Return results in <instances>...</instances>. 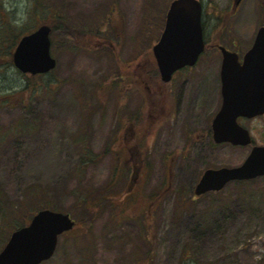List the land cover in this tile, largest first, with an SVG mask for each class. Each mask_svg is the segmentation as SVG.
<instances>
[{
	"label": "rangeland",
	"instance_id": "obj_1",
	"mask_svg": "<svg viewBox=\"0 0 264 264\" xmlns=\"http://www.w3.org/2000/svg\"><path fill=\"white\" fill-rule=\"evenodd\" d=\"M170 1L0 0L1 209L20 219L38 201L49 200L78 222L40 264H181L186 258L190 264H264V176L194 195L204 169L241 164L251 145L209 144L204 137L193 145L191 136L173 127L160 139L143 105L147 86L126 89L130 78H138L137 69L159 76L152 47ZM202 1L209 37L232 0ZM55 12L88 34L75 44L55 31L51 52L57 66L51 75L30 76L36 85L30 98L29 89L19 93L25 75L6 61L7 34L13 35L8 30L29 28L27 33ZM263 23L264 0H243L221 41L236 40L246 50ZM199 61L214 64L219 106L220 50L203 53ZM203 76L196 72L193 90L200 103L206 98ZM26 92L24 106L18 105ZM134 114L144 129L149 126L137 148L146 156L139 165L131 159L135 141L129 132L122 136V124ZM201 114L198 106L195 115ZM241 120L255 142L264 143V116ZM87 149L94 161L83 158ZM85 196L104 202L87 208ZM87 211L94 212L93 221Z\"/></svg>",
	"mask_w": 264,
	"mask_h": 264
},
{
	"label": "water",
	"instance_id": "obj_2",
	"mask_svg": "<svg viewBox=\"0 0 264 264\" xmlns=\"http://www.w3.org/2000/svg\"><path fill=\"white\" fill-rule=\"evenodd\" d=\"M50 33L51 26L44 23L19 39L13 52L18 69L37 74L55 68L57 60L50 52ZM204 47L201 0H172L163 32L153 46L162 78L168 81L176 69L194 64ZM220 49L223 101L213 119V137L219 143L245 145L251 142V136L238 117L264 113V25L242 62L237 52L224 46ZM261 175H264V145H254L239 165L205 169L194 192L199 195L219 190L229 181ZM74 223L69 213L50 208L38 210L29 224L11 233L0 251V264H39L53 255L58 236Z\"/></svg>",
	"mask_w": 264,
	"mask_h": 264
},
{
	"label": "flooded vegetation",
	"instance_id": "obj_3",
	"mask_svg": "<svg viewBox=\"0 0 264 264\" xmlns=\"http://www.w3.org/2000/svg\"><path fill=\"white\" fill-rule=\"evenodd\" d=\"M242 2L243 1H241L238 6H235V0H232L231 11H223L219 13L218 19H221V21L218 23L220 27L215 23L216 27L214 24L210 36H205V53L212 49L220 50V45L224 44L228 49L237 52L239 54V60L242 61L243 55L248 48L244 50L240 45V42L238 43L236 40H233L231 44L221 41L222 37H224V28L227 27L230 17L238 12ZM213 68L214 64L207 66L206 64L198 61L193 66H185L175 71L169 81L163 80L160 76H151L147 79V87H145L146 99L143 100V105L146 108V115L150 118V128L154 125L153 127H155V131L158 133V138L161 139L163 137L168 127H173L179 131H185L187 135L194 139V141L190 140L189 144L194 145L202 137H204V140L209 142V144H212L213 117L219 110L222 102V92L220 86L218 91L221 100L220 105L218 106V102L216 101L217 88L215 86V82L213 81L215 80L213 78ZM196 72L204 75L203 77L205 82L203 83H206L203 85L206 88V98H204V103H200L196 98L197 95H194V93L197 92L193 91L197 87V83L195 82ZM207 74H210L209 81L205 78V75ZM121 80L125 81L126 79L121 78ZM128 81V85H137L139 82L144 83L145 79L133 77ZM131 85L126 89H135V86ZM136 89L139 88L136 87ZM192 91L193 93H191ZM198 106H200L203 113L200 117L195 115V110H197ZM261 116H264V114ZM138 118L139 116L134 114L131 120L122 124V136L125 138L129 132L130 139L136 143L134 146L135 152L131 153L133 164L136 165L144 164L146 156L142 150H138L137 148L139 147V144L143 142L142 136L145 134L148 135L149 133V126L144 129ZM241 119H248V117H239V121H242ZM252 144H257L254 139L252 140L251 145ZM122 157L123 156H119V159H122ZM172 157L173 156H171L169 162L172 160Z\"/></svg>",
	"mask_w": 264,
	"mask_h": 264
},
{
	"label": "trees",
	"instance_id": "obj_4",
	"mask_svg": "<svg viewBox=\"0 0 264 264\" xmlns=\"http://www.w3.org/2000/svg\"><path fill=\"white\" fill-rule=\"evenodd\" d=\"M112 9H114V7L112 8ZM112 9H111V11H112ZM51 10H52V8H51ZM111 13V12H110ZM111 18V16H110V14L107 16V20L108 19H110ZM64 17L60 14V13H58V14H56V12L54 13V15L52 16V18L51 19H46V20H44L43 22H46V23H48V24H50L51 26H52V33H51V36H52V40H53V42H54V40H55V31L57 30V29H59L60 31H61V36H63V40L65 39V40H69V42H73V43H75L76 44V41H78V43L83 39L82 38V36L83 35H86V34H88V32H86V30L84 29V28H82V29H74L73 27H71L70 26V23H68V22H65L64 20ZM55 21L56 22H58L59 23V25H57L56 23H55ZM13 29H9L8 31H9V33L11 32L13 35H11V34H7L8 35V37H9V39H10V41H11V43L9 42V46H10V50L8 51V52H4V50L1 48V50L4 52V53H6L7 54V63H8V65H14L13 64V60H12V53H13V49H14V47H15V45H16V42H17V40L20 38V36L22 35V34H24V32H26V31H28V30H30L29 28H27L26 30H13ZM82 43V42H81ZM145 59L146 60H148V58H147V56L145 57ZM19 70V69H18ZM138 70V74H137V77L138 78H146V79H148V77H150V76H153L154 75V73H155V71L153 72L152 70H149V71H145V70H139V69H137ZM20 71V70H19ZM21 73H23V72H21ZM53 73V70L52 71H50V72H48V73H46V74H48V75H51ZM23 75H25V77H26V82H25V84H24V86H22L21 88H19V90H17V92L19 91V93H23L22 92V89L23 90H25V89H29L30 90V98L32 97V95L34 94V90H35V88H36V85H35V83H34V81H32V79H30V76L31 77H33V76H38L37 78H41L42 77V74H36V75H33V74H26V73H23ZM117 83H115L114 82V85H116ZM144 84H146V81L144 82ZM38 85V84H37ZM22 95V97L19 99V101L17 102V104L19 105V104H21V106H24V104L23 103H25V101H26V99H28V93L26 92L25 93V96L23 95V94H21ZM11 99V98H10ZM3 101H5V100H3ZM2 140V139H1ZM83 158L85 159V158H88L90 161H94V157L92 156V153H91V151H90V149H87L86 151H85V154L83 155ZM133 178V177H132ZM132 184H133V180L130 182V187H128L127 188V192H129L131 189H132ZM131 188V189H130ZM102 196H104V195H102ZM113 196H115V195H112V196H109V197H107L106 196V198H104L105 199V201H110L111 199H113L114 197ZM152 197V196H151ZM157 197H158V195H157ZM154 198H155V196H154ZM85 203H86V205L85 206H87V208H89L90 207V204H93V205H100L101 206V204L104 202H99V203H93L92 201H93V199H91L90 197H88V196H85ZM95 199V198H94ZM93 205H92V207H93ZM1 207H2V202H0V217H1V221L2 222H4L3 223V225L2 226H0V241H2V242H6V240H7V238L9 237V235L11 234V232L15 229V228H17V227H19V226H21V225H23V224H25V222L27 221L26 220V218L29 216V218H30V215L32 214L31 212H32V210H28V212H26V214L22 217V218H20V219H17V218H15V217H9L8 218V216H7V213L3 210L2 211V209H1ZM42 207H50V208H54V209H57V208H55L54 207V204L51 202V201H49V200H41V201H38L37 202V206L33 209V212L34 211H36L37 209H39V208H42ZM91 207V210H93L94 208H92ZM26 211H27V209H26ZM88 212V214H87V217H86V219L89 221H93V219H94V217H95V214H94V212L93 211H87ZM31 213V214H30ZM77 224H78V222H77ZM7 236V237H6ZM181 264H190V261L189 260H187V258L184 260H181Z\"/></svg>",
	"mask_w": 264,
	"mask_h": 264
}]
</instances>
